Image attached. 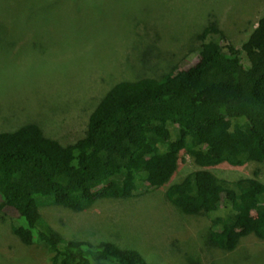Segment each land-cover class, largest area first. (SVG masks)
<instances>
[{
    "label": "trees",
    "instance_id": "1",
    "mask_svg": "<svg viewBox=\"0 0 264 264\" xmlns=\"http://www.w3.org/2000/svg\"><path fill=\"white\" fill-rule=\"evenodd\" d=\"M195 37L187 66L110 85L71 143L45 136L34 122L0 131V211L16 213L10 230L19 242L44 245L45 264H146L132 247L64 238L39 211L86 209L123 197L127 185L138 191L136 184L166 185L175 209L208 218L206 258L232 251L248 234L264 240V183L224 181L208 169L249 161L264 168V12L240 46L243 62L229 42ZM180 153L195 169L168 184Z\"/></svg>",
    "mask_w": 264,
    "mask_h": 264
},
{
    "label": "rangeland",
    "instance_id": "2",
    "mask_svg": "<svg viewBox=\"0 0 264 264\" xmlns=\"http://www.w3.org/2000/svg\"><path fill=\"white\" fill-rule=\"evenodd\" d=\"M263 12L264 0H0V131L34 122L45 136L71 143L110 85L187 66L197 34L229 42L243 62L240 46ZM193 169L180 153L168 184ZM208 169L224 181L254 176L264 183L255 162ZM165 186L136 184L134 192L127 185L123 197L86 209L51 204L39 211L64 238L132 247L146 264H264V240L249 234L232 251L204 257L208 218L179 212ZM16 222L14 211H0V264H45L43 244L11 234Z\"/></svg>",
    "mask_w": 264,
    "mask_h": 264
}]
</instances>
